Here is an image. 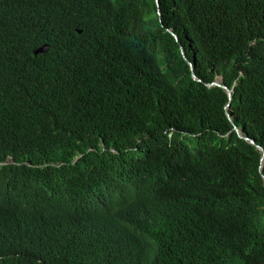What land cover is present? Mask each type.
Wrapping results in <instances>:
<instances>
[{
  "label": "trees",
  "instance_id": "trees-1",
  "mask_svg": "<svg viewBox=\"0 0 264 264\" xmlns=\"http://www.w3.org/2000/svg\"><path fill=\"white\" fill-rule=\"evenodd\" d=\"M158 2L0 0V264H264V0Z\"/></svg>",
  "mask_w": 264,
  "mask_h": 264
},
{
  "label": "clouds",
  "instance_id": "clouds-1",
  "mask_svg": "<svg viewBox=\"0 0 264 264\" xmlns=\"http://www.w3.org/2000/svg\"><path fill=\"white\" fill-rule=\"evenodd\" d=\"M156 1V6H157V13H158V9L160 10V8H159V2H158V0H155ZM160 13H161V11H160ZM159 15V14H158ZM159 17H160V15H159ZM169 29H171L170 27L168 28V30ZM80 30V29H79ZM172 30V29H171ZM173 31V30H172ZM171 32V31H170ZM174 32V31H173ZM172 33V32H171ZM175 33V32H174ZM176 38H177V34H176V36H175ZM44 43H47V42H44ZM43 44V43H42ZM48 44V43H47ZM41 45V44H40ZM48 46H49V44H48ZM38 47V46H37ZM36 48V47H35ZM34 48V49H35ZM34 49H33V53H38V52H42V51H38V52H34ZM183 50V49H182ZM43 51H45V50H43ZM182 53H183V56L185 57V54H184V51H181ZM188 62H189V65H191L192 63H191V61H189L188 60ZM192 67H193V64H192ZM190 70H191V68H190ZM194 70V69H193ZM195 72V71H194ZM196 74V73H195ZM199 77V76H198ZM200 78V77H199ZM195 79V78H194ZM200 80H201V78H200ZM213 80H218V81H220L221 83H223L222 81H221V76L220 75H217ZM213 80H211V81H213ZM210 82V81H209ZM236 81H234V83H235ZM206 83V82H205ZM225 84V83H224ZM211 85H213V84H211ZM217 85V84H216ZM228 86V85H227ZM222 87V86H221ZM229 87V86H228ZM231 88V92H232V88H233V85L230 87ZM226 91V90H225ZM230 99L231 98H229L228 97V100H227V102L229 101V105L227 106L226 105V103H225V107L226 108H228L229 106H230ZM226 111H229L228 109L226 110ZM230 112V111H229ZM227 115V114H226ZM228 117V116H227ZM229 118V117H228ZM231 121H233L232 120V118H231V113H230V118H229ZM233 125H235V124H233ZM236 126V125H235ZM237 128H238V126H236ZM239 129V128H238ZM236 131V130H235ZM239 132L241 133V134H243L241 131H240V129H239ZM236 133H237V131H236ZM238 134V133H237ZM243 135H246V134H243ZM240 136V135H239ZM246 136H248V135H246ZM242 137V136H241ZM249 137H251V136H249ZM244 138V137H243ZM255 141V140H254ZM250 142V141H249ZM257 143V142H256ZM254 144V143H253ZM258 144V143H257ZM260 145V144H259ZM257 147V146H256ZM90 148V147H89ZM112 150H115L114 148H112ZM76 157L77 156H75L74 158H73V160H75L76 159ZM261 160H263V159H261ZM10 161H13V158L11 157V156H8L5 160H3V161H0V163H6V162H10ZM29 163V162H28ZM261 166H262V164H260V169H261ZM262 176H263V174H262ZM264 178V177H263ZM11 244H12V255L14 256V257H16L17 259H19V260H21V261H23V260H25V259H27V257H28V255H29V253H30V251L32 250V248H33V246L25 239V238H23V237H21L20 235H18V234H12V235H9L7 238H6Z\"/></svg>",
  "mask_w": 264,
  "mask_h": 264
},
{
  "label": "water",
  "instance_id": "water-1",
  "mask_svg": "<svg viewBox=\"0 0 264 264\" xmlns=\"http://www.w3.org/2000/svg\"><path fill=\"white\" fill-rule=\"evenodd\" d=\"M158 14L160 15V10L159 9H158ZM169 30L172 32V34L174 36H176V33H174L171 29H169ZM47 47H48V44L47 43H43V44L39 45L38 47H36L34 49V52L46 50ZM180 47H181V51H183L182 50L183 49L182 46H180ZM190 68H191V76L193 78L197 79V80H200V78L195 74V72L193 70V67H192V64L190 65ZM206 84L207 85L217 84V85L222 86L226 90V92L228 94V97L231 98V88L228 87L226 84L221 83L218 80H213V81H210V82H206ZM226 105L227 106L229 105V101L226 103ZM226 114L230 118V112L229 111H226ZM233 128L237 131L238 135L244 137L245 139H247L251 143H254L260 149V151H261V159H264V146L257 144L252 137H249V136H246V135L241 134L239 132V129L235 125H233ZM263 177H264V174H263Z\"/></svg>",
  "mask_w": 264,
  "mask_h": 264
}]
</instances>
